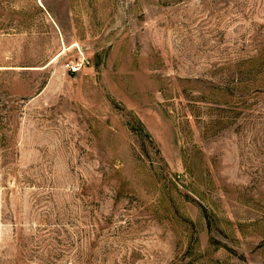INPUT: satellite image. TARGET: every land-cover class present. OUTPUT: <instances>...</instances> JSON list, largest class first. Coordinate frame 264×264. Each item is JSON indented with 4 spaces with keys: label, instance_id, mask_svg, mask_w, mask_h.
I'll use <instances>...</instances> for the list:
<instances>
[{
    "label": "rangeland",
    "instance_id": "1",
    "mask_svg": "<svg viewBox=\"0 0 264 264\" xmlns=\"http://www.w3.org/2000/svg\"><path fill=\"white\" fill-rule=\"evenodd\" d=\"M0 264H264V0H0Z\"/></svg>",
    "mask_w": 264,
    "mask_h": 264
},
{
    "label": "built area",
    "instance_id": "2",
    "mask_svg": "<svg viewBox=\"0 0 264 264\" xmlns=\"http://www.w3.org/2000/svg\"><path fill=\"white\" fill-rule=\"evenodd\" d=\"M67 65L73 70L79 69V62L73 63V61H68Z\"/></svg>",
    "mask_w": 264,
    "mask_h": 264
}]
</instances>
